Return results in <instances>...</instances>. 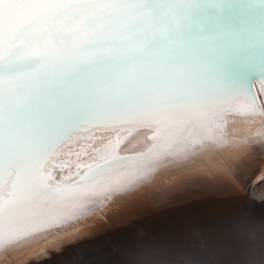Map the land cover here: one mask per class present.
<instances>
[{
	"label": "snow or ice",
	"instance_id": "6c2138e0",
	"mask_svg": "<svg viewBox=\"0 0 264 264\" xmlns=\"http://www.w3.org/2000/svg\"><path fill=\"white\" fill-rule=\"evenodd\" d=\"M257 84L264 92V0H0V247L84 215L87 203L194 151L172 137L124 172L109 152L87 165L75 191L49 185L44 169L79 133L226 110L264 114ZM254 159L264 168V149L238 160L218 155L209 174L231 177ZM75 197L84 199L68 203ZM120 216L114 206L96 224L108 228ZM139 234L66 247L58 264H124ZM57 251L32 264H52Z\"/></svg>",
	"mask_w": 264,
	"mask_h": 264
},
{
	"label": "bare ground",
	"instance_id": "6f19581e",
	"mask_svg": "<svg viewBox=\"0 0 264 264\" xmlns=\"http://www.w3.org/2000/svg\"><path fill=\"white\" fill-rule=\"evenodd\" d=\"M255 90L259 102L264 104V92L260 90L259 84ZM172 137H179L181 146L185 142L194 144V151L187 161L176 163L166 160L128 188L112 193L107 199L87 203L88 211L84 215L34 232L11 244H5L0 247V264H32L33 260L47 256L49 249L60 250L51 254L52 264H58L66 247L72 249L95 242L123 240L134 230L141 234L126 249L124 264H216L215 260L229 251L228 245L235 244L234 240L230 241L233 244H226L227 235L223 231L212 230L216 227L213 226L210 230L217 232V235L211 239L212 243L192 244L185 240L178 245L180 250H175V244L171 242L175 235L169 230V222H172V219L184 221V218H190L189 220L199 221L200 218L204 220L207 217L208 220H213L214 224H229L236 236V229H239L241 235H250L251 238L255 236V241L263 239L264 235H260L264 232L255 233L257 224L254 225L252 218L259 222L260 215L256 208L264 209V194H256V197L250 198L246 195L245 186L257 185L256 181L264 175V168L254 159L234 172L231 177H227L216 172L209 174V159L223 155L238 160L253 147L264 149V114L244 116L226 110L215 118H189L176 125L130 120L93 128L79 133L73 141L57 150V156L44 169L45 173L50 170L47 183L53 187L67 186L75 191L85 183L81 178L87 171V165L96 163L105 154L111 152L121 158L115 165L118 174L126 171L129 165L146 158L157 145ZM257 158L260 159L261 156L258 155ZM53 163L57 165L55 168L51 167ZM176 172L179 177L174 174ZM183 176L193 178L185 179ZM175 180L177 181L172 186L158 190ZM179 186H185L186 189L178 190ZM78 199L84 198L75 197L68 203ZM114 206L116 211L121 213L118 222L108 228H99L96 224L97 218ZM168 208L175 210L167 211ZM221 217H226V221ZM168 220L170 221L167 222ZM208 224L211 225L210 221ZM252 224L254 227L251 232L252 229L249 228ZM219 229L221 228H217ZM246 230H249L250 234L246 233ZM257 230L259 233L261 229ZM85 232L92 233L93 239L84 238ZM260 243L253 244L264 247V244ZM140 246L147 248L148 255L145 254L147 251L141 252ZM234 247L231 246L230 249L240 251L234 260L235 264H252L253 259H249L250 257H238L244 255L242 251H251L252 248L247 250L246 247ZM262 249H255L256 256H259L257 258H260L255 264H264ZM221 259L219 260L222 263L223 257Z\"/></svg>",
	"mask_w": 264,
	"mask_h": 264
},
{
	"label": "rangeland",
	"instance_id": "374dc122",
	"mask_svg": "<svg viewBox=\"0 0 264 264\" xmlns=\"http://www.w3.org/2000/svg\"><path fill=\"white\" fill-rule=\"evenodd\" d=\"M212 174H215V173H213L212 172ZM187 177V179H190L192 176H189V178H188V176H186ZM186 177L185 176H183V178H185L186 179ZM193 178V177H192ZM177 181V180H176ZM262 181H264V175H263V177L261 176L260 177V179L258 180V181H256V183H257V185H250V186H245L247 189H245L246 191L245 192H247L246 193V195L248 194V197H250L251 198V196L252 197H256V194L257 195H260V196H262L263 194H264V182H262ZM174 182V181H173ZM172 182V183H173ZM262 182V183H261ZM169 184H171V183H169ZM173 185V184H172ZM172 185H170V186H172ZM252 188V189H251ZM178 190H182V189H186V187L185 186H179L178 188H177ZM252 191H251V190ZM141 193H143V191L141 192ZM251 193V194H250ZM260 193V194H259ZM188 194H190V193H188ZM253 195H255V196H253ZM258 208V207H257ZM256 208V210H257V213L260 215V217H259V219H258V221L259 222H257L256 220H254L253 218H252V220L254 221V225H256L255 226V228L257 227V229H261L260 230V232L258 233V230L257 229H255V233L256 234H262L263 232H264V209L263 208H260L259 207V209H257ZM170 210H175V209H173V208H168V210L167 211H170ZM182 217V216H181ZM207 217H205V219L204 220H208L209 218H207ZM261 218V219H260ZM186 219H187V217H186ZM190 218H188V220H185V218H184V221H178L177 219H172V222L173 221H175L174 223H172L170 220H168L167 222H169V227H170V229L169 230H171V233L172 234H174L175 236H173L172 237V239H173V241H171L172 243H174L175 244V247H176V249L175 250H180V246H178L182 241H187V242H189V243H192V244H202V243H204V242H207V243H212V241H211V239L212 238H214L215 237V234L217 235V232H213L212 230H214V231H223V233L225 234V235H227L226 237V240H225V242H226V244L227 243H229L230 241H233L235 244L234 245H231V246H235L234 248H237V247H242V248H244L245 249V247L247 248V250L249 249H251L252 248V252L251 251H242V253L244 252V255L242 256V255H239L238 257H245V258H249V259H253V260H251V262H252V264H255L256 263V260L257 259H260V258H257V257H259V256H256V254H255V249L257 248H263L262 250H261V253L264 255V247L263 246H257V245H259V244H257V245H255V244H253L254 242L256 243H260L261 242V240H262V243H260V245H263L264 243V241H263V239H264V234H262V235H260V236H263V239H261L260 241H255V236H252V238L250 237V235L249 236H245V235H241L240 234V232H239V229H236V231L238 230V235L236 236V232H234V231H232V229H231V227H230V225L229 224H222V226L220 225V224H214L215 222L213 221V220H208V221H206V222H208L209 223V221H210V223H211V225L210 224H208V223H203L202 222V220L201 219H203V218H200L199 219V221H197L196 219H191V220H196V222L194 223V222H191V220H189ZM180 220V219H179ZM200 224H199V223ZM214 222V223H213ZM257 222V223H256ZM198 223V224H197ZM263 224L262 226L260 225V224ZM205 224V225H204ZM207 225H209V227L207 226ZM254 225L252 224V226L249 228V229H252L251 230V232L253 231V227H254ZM259 225V226H258ZM211 226V227H210ZM215 227V229H212V227ZM217 226H221V227H217ZM226 226H227V228H226ZM263 227V228H262ZM210 228L212 229V230H210ZM217 228H221V229H219V230H217ZM245 230V229H244ZM246 233H248V234H250L249 232V230H246L245 231ZM233 234H234V236H233ZM230 236H233V238L232 237H230ZM239 236V237H238ZM259 236V235H258ZM228 238H230V239H228ZM240 238V239H239ZM262 238V237H261ZM237 239V240H236ZM252 239L254 240V241H252ZM229 240V241H228ZM236 240V241H235ZM228 241V242H227ZM240 241V242H239ZM250 241V242H249ZM233 242H230V244H233ZM244 242V243H243ZM251 242H253V243H251ZM241 243V244H240ZM251 243V244H250ZM248 244H250V245H248ZM244 245V246H243ZM251 245H253V246H251ZM254 245H255V249H254ZM229 246V251H227L225 254H223L224 256H222L223 257V261H222V263H221V261L220 260H222L221 258L222 257H220V258H217V260H215L216 262V264H229V263H234L235 264V262H234V260H235V258H237V254H240V251L239 250H236L235 251V249H230L231 248V246L230 245H228ZM249 246V247H248ZM140 248H141V252L142 253H145L146 251V253L145 254H147L148 255V250H147V248H144V246H140ZM226 249V248H225ZM144 251V252H143ZM230 251H232V253H230ZM263 251V252H262ZM251 254H250V253ZM247 254H249V255H247ZM255 254V255H254ZM262 255V256H263ZM231 256V257H230ZM246 256H248V257H246ZM228 258H230V259H228ZM233 260H232V259ZM263 259H264V256L262 257ZM220 259V260H219ZM227 259V260H226ZM231 260V261H230ZM11 261V260H10ZM260 261H262V260H260ZM263 262H264V260H263ZM260 263V262H259Z\"/></svg>",
	"mask_w": 264,
	"mask_h": 264
},
{
	"label": "water",
	"instance_id": "95a60500",
	"mask_svg": "<svg viewBox=\"0 0 264 264\" xmlns=\"http://www.w3.org/2000/svg\"><path fill=\"white\" fill-rule=\"evenodd\" d=\"M218 218H219V217H218ZM218 218H217V219H218ZM221 218H224V217H221ZM225 218H226V217H225ZM225 218H224L223 220H225V221H226V219H225ZM201 220H202V219H201ZM202 221H203V223H204V222H206L207 220H202Z\"/></svg>",
	"mask_w": 264,
	"mask_h": 264
}]
</instances>
